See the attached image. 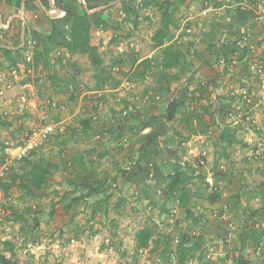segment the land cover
I'll use <instances>...</instances> for the list:
<instances>
[{
    "label": "rangeland",
    "instance_id": "rangeland-1",
    "mask_svg": "<svg viewBox=\"0 0 264 264\" xmlns=\"http://www.w3.org/2000/svg\"><path fill=\"white\" fill-rule=\"evenodd\" d=\"M26 1L25 10L38 13L30 29H50L49 20L65 14L54 0L51 8L40 0L46 12ZM124 1L136 10V25ZM163 1L93 0L100 6L88 13L103 11L106 21L90 32L99 68L64 48L36 60L43 35L20 42V25L0 29L13 31L12 42L0 44V162L30 128L57 126L27 159L50 169L46 184L34 196L32 187L0 188V256L12 264H179L181 254L183 264H264V0H168L166 12L157 6ZM168 19L170 43L184 58L164 70L153 38ZM224 47L237 53L231 62L212 55ZM181 97L186 111L157 140L149 164L141 163L148 175L137 187L125 182L122 171L136 170L140 139L150 131L142 123ZM191 112L197 117L186 124ZM225 127L237 144L221 143ZM22 165L0 181L29 171ZM176 174L192 177L178 185L188 190L186 206L182 191L170 188ZM86 181L105 182V191L84 197ZM146 228L148 245L137 248L135 235Z\"/></svg>",
    "mask_w": 264,
    "mask_h": 264
},
{
    "label": "trees",
    "instance_id": "trees-1",
    "mask_svg": "<svg viewBox=\"0 0 264 264\" xmlns=\"http://www.w3.org/2000/svg\"><path fill=\"white\" fill-rule=\"evenodd\" d=\"M22 0H17V5L19 6L20 2ZM56 7L63 11L65 14L61 18H56L49 20L50 24V32L48 35L44 36L43 38L40 37L38 34L33 35V39L35 40H41L43 43L42 50L35 51V59L43 58L46 60L49 56V54L60 48H64L67 51L71 53H79V54H86L91 62V64L99 68L101 59L99 54L97 53V47L90 44V32L93 29H100L104 25H106L105 19L102 17V12H94L89 14L88 11H91L95 8H97L100 5L93 4V0H83L85 8H82L81 12L77 10V8L74 6V3H77L80 5V3L77 0H54ZM142 5L149 6L152 2L157 3L158 0H140ZM42 3L44 6H46L47 1L42 0ZM107 3V2H105ZM26 7H35L39 8V5L36 3L35 0H27L26 1ZM171 2L166 0L163 1V3L157 4V6L160 9H164L166 12L170 6ZM82 6V4H81ZM122 9L124 12L128 14H133L134 19L133 24L136 25L137 23V12L135 9L128 6L127 1L121 3ZM34 8V9H35ZM44 18H46L45 14ZM165 15V13L163 14ZM171 21L168 19L164 22V25L156 32L153 40L155 44L158 47H162V68L164 70H170L172 68H175L177 66L181 65V60L184 58V53L178 49L174 44L170 43L173 39V33L170 31ZM69 37V40L67 41L65 39V36ZM238 50V49H237ZM2 52L8 57L10 54V51L3 49ZM230 49L227 47H224L222 50H215L213 51L214 55L213 57L215 59L219 58L221 60L231 62L233 58H229V56L237 55V53H232ZM42 59V60H43ZM38 60V59H36ZM11 63L14 65L15 61L11 60ZM186 98H180L179 100H172L170 105L167 108V112L163 116H150L144 120L141 126V130L150 128V131L143 135L140 139V158L137 160L136 164V170L130 171V172H124L122 171V174L124 175V180L127 183H130L132 186H138L140 182L144 181V178L148 175L149 167L141 166L142 162H146L149 164V160H147L148 157L151 155V151H156L157 149V140L161 137H166L167 133L172 129L170 122L175 119V116L178 112V110L182 107L185 109V100ZM197 115L194 112L189 113L188 116H185L184 120L186 124H190L192 120L195 119ZM190 119V120H188ZM204 132V130L202 131ZM221 143H227L229 145L237 144L239 141L234 135V132L229 129V127H225V129L220 133L219 135ZM165 140V139H164ZM171 142L170 140H165V143ZM28 157L25 159H22V163L24 165H30L29 171H26L22 174L14 173L10 177V181L7 183V185H4L2 181H0V188L3 192H7L12 186H15L18 184L21 187H24L25 189H29L30 187L33 188V191L29 192L30 196H34L35 191L39 190L41 186L45 183L46 184V178L47 175L50 173V169L47 168V166H44L43 164L38 163H29ZM144 159V160H143ZM44 162V161H42ZM24 165H22L21 169L24 168ZM155 167V164L152 162V167ZM205 175H200L199 178L201 181L204 179ZM192 177H188L187 175H180L176 174V176L173 178V181L171 182L170 188L176 187L178 190L182 191L180 194L179 200L182 205H187L189 202V193L186 189L185 185L180 188L178 185L185 180H189ZM75 177L69 179V183L73 184L75 183ZM105 182H99L96 181L92 184H89L86 182L82 183L84 187L86 188V193H84V197H90L93 195H97L100 193H103L105 191L104 187ZM214 197V196H213ZM108 196L103 200L104 203L108 202ZM105 206V205H104ZM252 215H256V212H252ZM249 237L254 241V243L259 242L258 239L255 237V233H247ZM136 238V244L137 248L144 249L148 245V241L151 238V232L150 230L142 229L135 235ZM261 239V237H259ZM259 239V240H260ZM242 245L244 243L242 242ZM13 256V254H11ZM179 259V264L184 263V255L181 254ZM11 258L5 259V257L0 256L1 264H12ZM239 264H242L241 261H239Z\"/></svg>",
    "mask_w": 264,
    "mask_h": 264
},
{
    "label": "crops",
    "instance_id": "crops-1",
    "mask_svg": "<svg viewBox=\"0 0 264 264\" xmlns=\"http://www.w3.org/2000/svg\"><path fill=\"white\" fill-rule=\"evenodd\" d=\"M10 1V2H9ZM36 3L40 6V11H45L41 5L40 0H35ZM49 7L51 8V0H47ZM25 0L21 3L19 9L16 10L17 3L16 0H0V29H5L7 27H11L12 24L20 25V42L22 40L28 41L30 39V32H36L38 35L46 36L49 34L50 29L48 26L42 27L43 29H30L31 25L35 23L34 18L38 14L37 11L35 13L34 10L29 9L25 10L24 6ZM52 4V3H51ZM16 5V6H15ZM46 12V11H45ZM34 30V31H33ZM8 30H2L0 31V44L1 46H4V38H8V42H12V32H6ZM6 33H9L6 35ZM17 34V33H16ZM0 46V47H1ZM13 45L9 48H12Z\"/></svg>",
    "mask_w": 264,
    "mask_h": 264
},
{
    "label": "built area",
    "instance_id": "built-area-1",
    "mask_svg": "<svg viewBox=\"0 0 264 264\" xmlns=\"http://www.w3.org/2000/svg\"><path fill=\"white\" fill-rule=\"evenodd\" d=\"M53 2V0H51ZM80 4L84 5L83 0H77ZM67 40H69V37H66ZM36 44V41L34 40L30 47H33V45ZM243 40L238 39L237 45L243 49ZM250 51L253 52V49L250 47ZM158 99V98H157ZM124 115H126L125 112H123ZM57 126L52 124H43L38 125L35 127H32L29 129L28 133L25 136V140L23 141V144L16 147V148H8L5 147L3 149L2 154V160L0 162V178L5 177L9 170L11 165H13L16 162L21 161L22 159H25L32 155L36 150L40 149L43 144L48 140V138L55 132V128Z\"/></svg>",
    "mask_w": 264,
    "mask_h": 264
}]
</instances>
